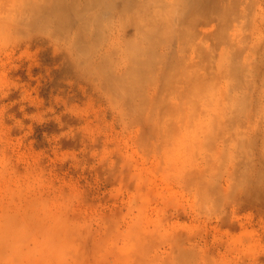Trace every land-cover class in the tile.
<instances>
[{
	"label": "rangeland",
	"instance_id": "rangeland-1",
	"mask_svg": "<svg viewBox=\"0 0 264 264\" xmlns=\"http://www.w3.org/2000/svg\"><path fill=\"white\" fill-rule=\"evenodd\" d=\"M56 1L0 0L24 264H264V0ZM56 219L67 254L43 250Z\"/></svg>",
	"mask_w": 264,
	"mask_h": 264
},
{
	"label": "bare ground",
	"instance_id": "bare-ground-1",
	"mask_svg": "<svg viewBox=\"0 0 264 264\" xmlns=\"http://www.w3.org/2000/svg\"><path fill=\"white\" fill-rule=\"evenodd\" d=\"M55 2H57L56 0H54ZM70 1V0H69ZM75 1V0H74ZM92 0H89L88 3V6H92V5H96V4H92L91 3ZM109 1V0H108ZM194 1H197L199 2L198 0H193L191 1L194 2ZM204 1V5H202L201 7H199V9H196L197 11L198 10H203V9H208L209 7L207 6L209 3H207V5L205 4L206 0H200V2ZM211 1V0H210ZM238 1V0H237ZM60 2V1H59ZM78 2V1H77ZM76 2V3H77ZM82 2V1H81ZM87 2V1H86ZM197 2H194L195 4H197ZM209 2V0H208ZM62 3V2H61ZM60 3V4H61ZM68 3V2H67ZM91 3V4H90ZM99 3V2H98ZM177 3V2H176ZM56 4V3H55ZM59 4V3H58ZM63 4V3H62ZM69 4V3H68ZM73 4V1L71 3V6ZM187 4V3H186ZM193 4V3H192ZM77 5V4H75ZM100 5V4H99ZM178 5V3H177ZM199 5V4H198ZM59 6V5H58ZM62 6V5H61ZM70 6V4L68 5ZM98 6V4H97ZM179 6V5H178ZM192 6V9H194L195 7H197V5L195 6L194 4L191 5ZM191 6L189 8H191ZM195 6V7H194ZM205 6V7H204ZM207 6V8H206ZM56 7V6H54ZM63 7V6H62ZM61 7V10L63 11L64 9H62ZM194 7V8H193ZM69 8V7H68ZM72 8V7H70ZM87 8V7H86ZM91 8V7H90ZM110 8V7H109ZM201 8V9H200ZM54 9H57V8H54ZM67 9V8H66ZM65 9V10H66ZM73 9V8H72ZM89 9V7H88ZM186 9V8H185ZM191 9V13L194 11H192ZM100 10V9H99ZM195 10V9H194ZM86 11V10H85ZM178 11V10H176ZM200 11V16L201 18L204 19V14L203 12ZM204 11V10H203ZM89 12V11H88ZM99 12V11H98ZM98 12L95 14L97 15ZM207 12V11H205ZM193 13L190 14V16L192 15L193 16ZM180 14V13H179ZM178 14V15H179ZM197 14V13H195ZM208 14V13H207ZM78 15V14H77ZM175 15V13H174ZM183 15V14H182ZM100 16V15H99ZM103 16V15H101ZM208 16V15H207ZM202 20L200 17V19L196 20V21H203L202 23L204 24L205 22L207 23L206 19H209L210 17H207ZM175 17V16H174ZM195 17V16H194ZM197 17V15H196ZM50 18V17H49ZM102 18V17H101ZM187 18V17H186ZM191 18V17H190ZM198 18V17H197ZM98 19V18H97ZM100 19V17H99ZM188 19V18H187ZM196 19V18H195ZM101 20V19H100ZM186 20V19H185ZM190 20V19H189ZM188 20V21H189ZM192 20V19H191ZM190 20V21H191ZM196 21H192L193 23L196 24ZM205 21V22H204ZM98 22V21H97ZM172 23V22H171ZM199 23V22H198ZM205 23V24H206ZM87 24V23H86ZM200 24V23H199ZM194 25V24H193ZM195 26V25H194ZM195 28V27H193ZM194 30V29H193ZM204 34V33H203ZM176 35H178L176 33ZM173 36V35H172ZM171 36V38H172ZM175 36V35H174ZM178 38V37H177ZM181 49V48H180ZM20 204V203H19ZM38 205V204H37ZM27 208V207H26ZM14 209V207H13ZM25 209V208H24ZM26 210V209H25ZM16 212V211H15ZM7 214V213H6ZM1 216V215H0ZM30 215H28L27 213H10V214H7V215H3V217L0 219V264H24V262L26 260H30L32 255H33V251L31 248H28L27 246V239L29 237V231L30 230V227L29 224H30ZM52 222V221H51ZM31 225V224H30ZM44 226V225H43ZM36 230V229H35ZM34 230V231H35ZM50 230V229H49ZM72 231H70L71 233ZM32 233V232H31ZM69 233V232H68ZM70 234H67V225L60 219H56L55 220V223L52 227V230H51V239H50V242L49 244L47 245L48 248H43L44 246H39L36 244V248L39 247V250H50L51 249V252L53 250H56L58 253L63 249L64 251V254L67 252H70L69 250L71 249V247H69L70 249L65 250V245L67 243V240H66V236L67 238H69ZM32 237H34L32 235ZM41 243V242H40ZM62 251V252H63ZM67 251V252H65ZM50 252V251H49ZM35 254V253H34ZM63 254V255H64ZM43 255V253H42ZM42 257V256H41ZM40 257V258H41ZM48 258V259H47ZM47 258H43V259H39L37 261H35L34 263H30V264H47L50 263L51 261V255L49 254V257L47 256ZM76 259V258H75ZM53 260V259H52ZM50 261V262H49ZM30 262V261H29ZM26 263H28V261H26ZM53 264V263H52Z\"/></svg>",
	"mask_w": 264,
	"mask_h": 264
}]
</instances>
